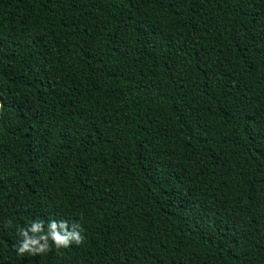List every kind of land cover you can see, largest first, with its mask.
Returning a JSON list of instances; mask_svg holds the SVG:
<instances>
[{"label":"trees","instance_id":"trees-1","mask_svg":"<svg viewBox=\"0 0 264 264\" xmlns=\"http://www.w3.org/2000/svg\"><path fill=\"white\" fill-rule=\"evenodd\" d=\"M0 100V264H264V0H0Z\"/></svg>","mask_w":264,"mask_h":264},{"label":"clouds","instance_id":"clouds-1","mask_svg":"<svg viewBox=\"0 0 264 264\" xmlns=\"http://www.w3.org/2000/svg\"><path fill=\"white\" fill-rule=\"evenodd\" d=\"M2 107V105H0ZM11 224V221L8 222ZM83 229L79 223H71L69 230L68 221L55 220L48 222L47 232H45L44 224L40 221L31 222L27 227H18L17 234L20 241L15 245L19 255L30 254L40 255L51 250V244H54L56 249L69 247L73 242L76 245L83 243ZM51 242V244H50Z\"/></svg>","mask_w":264,"mask_h":264},{"label":"water","instance_id":"water-1","mask_svg":"<svg viewBox=\"0 0 264 264\" xmlns=\"http://www.w3.org/2000/svg\"><path fill=\"white\" fill-rule=\"evenodd\" d=\"M0 105H2L1 100H0ZM1 110H2V107H0V116H1Z\"/></svg>","mask_w":264,"mask_h":264}]
</instances>
